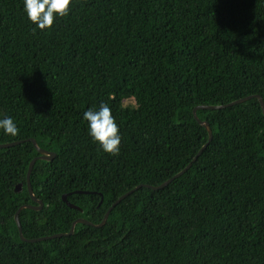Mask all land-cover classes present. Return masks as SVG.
Masks as SVG:
<instances>
[{"label":"trees","instance_id":"obj_1","mask_svg":"<svg viewBox=\"0 0 264 264\" xmlns=\"http://www.w3.org/2000/svg\"><path fill=\"white\" fill-rule=\"evenodd\" d=\"M251 96L264 101V0H72L45 30L0 0V117L19 129L0 145L23 141L0 149V264H264L261 104L197 110L211 141L194 116ZM101 102L116 155L83 119ZM30 139L56 157L34 165L43 207L20 212L23 237L64 234L34 243L15 220L38 206ZM78 219L93 226L69 234Z\"/></svg>","mask_w":264,"mask_h":264},{"label":"clouds","instance_id":"obj_2","mask_svg":"<svg viewBox=\"0 0 264 264\" xmlns=\"http://www.w3.org/2000/svg\"><path fill=\"white\" fill-rule=\"evenodd\" d=\"M71 3L72 0H23V11L36 29L45 30L53 26L56 19L68 14ZM83 119L87 122L88 135L104 152L111 155L120 152L119 127L107 103L89 107L84 111ZM0 131L15 137L19 129L14 119L5 115L0 117Z\"/></svg>","mask_w":264,"mask_h":264},{"label":"water","instance_id":"obj_3","mask_svg":"<svg viewBox=\"0 0 264 264\" xmlns=\"http://www.w3.org/2000/svg\"><path fill=\"white\" fill-rule=\"evenodd\" d=\"M252 98H257L261 104V107H262V110H263V113H264V101L262 99L261 96H251V97H247V98H244V99H240V100H237V101H234L232 103H229L227 105H219V106H198L194 109V116H195V119L198 120V122L204 126L207 130H208V133H209V140L211 141L212 140V131L209 127V124L207 122H202L201 120L198 119L197 117V110L199 109H210V110H217V109H223V108H226V107H231V106H234V105H237V104H240V103H243L245 101H248ZM28 141H31L34 145V147L37 149L38 153L40 154L38 157L34 158L30 165H29V168H28V172H27V182H28V188H29V192L31 194V197L32 199L38 203V206H31V205H24L22 206L18 212L16 213L15 215V220H16V223H17V226H18V230H19V235H20V238L23 240V241H26V242H31V243H34V242H41V241H45L47 239H52V238H57V237H62L64 234H57V235H54L52 237H45V238H38V239H25L23 237V231H22V226H21V223H20V219H19V214L20 212L25 209V208H30V209H34V210H41L42 207H43V203L42 201L38 200L34 194H33V191H32V188H31V184H30V177H31V173L33 171V168H34V165L35 163L37 162V160H44V161H52L55 157H56V154L54 152H49L47 150H44L42 148L39 147V145L37 144L36 140L35 139H30ZM23 141L21 142H13V143H8V144H1L0 145V149H3V148H8V147H12V146H15V145H18V144H21ZM203 150V149H202ZM202 150L197 154V156L195 157V159L183 170L181 171L180 173H178L174 178L168 180L167 182H165L164 184H162L161 186L159 187H151V186H146V187H151L152 189H161L163 187H165L166 185H168L173 179L175 178H178L179 176H181L182 174H184L191 166H192V163L199 157V155L201 154ZM140 187H142V185L138 186L136 189H139ZM18 191H21V188H17ZM134 190L128 192L127 194L121 196L110 208L109 210L107 211V213L105 214L104 216V219L103 221L101 222V224L97 225L96 227H102L103 225H105V223L107 222V219L109 217V214L110 212L113 210V208L119 204L124 198H126L129 194H131ZM64 200H66V196L63 197ZM71 207H74L73 205L69 204ZM86 224V225H91L93 226V224L87 220H84V219H78L76 220L73 224H72V227H71V230H70V233L69 234H73L74 231H75V226L77 224Z\"/></svg>","mask_w":264,"mask_h":264}]
</instances>
